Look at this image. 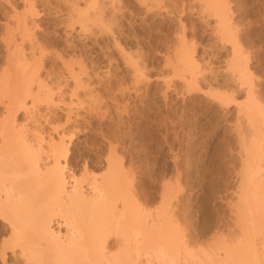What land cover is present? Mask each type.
I'll return each mask as SVG.
<instances>
[{"label":"rangeland","instance_id":"1","mask_svg":"<svg viewBox=\"0 0 264 264\" xmlns=\"http://www.w3.org/2000/svg\"><path fill=\"white\" fill-rule=\"evenodd\" d=\"M210 3L221 13L223 11L231 24L230 31L238 39V54L241 56L238 55V62L241 59L246 63L248 81L256 98L264 104V0H211ZM79 10L80 13L77 12ZM21 17L26 21L25 29L28 31L25 33L22 31L24 27L21 29L18 24ZM79 17L88 18L83 28L79 26V21L77 23ZM214 20L215 16L206 9L205 0H0V74L15 71L14 64L15 68L21 66L24 58L22 64L28 68L27 73L25 71L21 75L22 80L24 83L29 80L27 82L33 88V94L38 96L33 105V113L37 110L36 116L12 106L6 110L4 105L15 90L24 87V83L19 81L6 87L0 85V120L7 121L13 113L10 118L15 119L13 126L17 128L22 124L28 127L30 131L25 127L27 132L23 135L30 143L37 142L38 139L33 137L37 134L45 141L50 136L58 137L60 131L66 132L67 138L73 135L68 141L70 143L67 142L70 151L65 163L70 177L78 178L83 174L99 176L106 169L104 157L108 153V145H113L116 156L123 159L125 170L129 171L128 174L133 173L128 175L130 187L132 184V189L136 186V191H133L137 198L141 197L138 199L140 205L144 203L146 208L142 207L151 211L154 207L162 208L159 207L162 203L167 216H174L168 220L170 227L173 226L170 230L177 238L174 237V247L162 249L161 246L159 253L170 255L179 263L189 260L188 257L191 258L187 262L192 261L193 255L203 258L206 253L209 254L210 264H219L222 258L226 259L222 244L223 247L227 244L224 232L231 230L227 226L233 223L229 207L235 196L231 189L238 183L235 172L242 165L238 136L245 130L239 128L241 119L237 117V105L246 101V86L240 85L236 75L228 68L231 44L217 35ZM20 32L26 34L25 37ZM180 37H184L186 45H190L193 59L199 64L198 70L201 68L198 73H204L203 81L209 79L210 83L204 81L210 84L209 87L201 81L203 76L198 80V87L184 86L183 71L179 70L181 66H177L172 58L177 48L175 42ZM11 47L16 48L15 53L22 55L23 52L21 60L19 58L12 63L7 54L8 50L12 51ZM79 63L84 64V71L87 70L93 80L83 74L86 72H80L82 78L91 80L89 83L92 86L86 88L81 84L76 89L77 94L85 97L82 91L93 90L97 86L93 90L95 94L92 92V99L77 96L80 103L72 91L75 84L69 71L73 67L78 72ZM133 74L140 80L136 78L138 81H135ZM46 91L51 93V97L65 102L45 103L44 96L49 95H45ZM58 96H62L61 99ZM41 97L43 102L38 101ZM29 99L26 98L27 104ZM84 101L99 106L92 111L87 110L90 107L88 103L87 106L82 104ZM65 113L70 115L71 121H66ZM239 130L244 131L240 133ZM67 131H70L69 135ZM105 131L110 132L109 136ZM104 133L108 138L104 137ZM45 141L41 143L40 153L44 163L48 162L49 153L48 142ZM132 179L135 183L130 181ZM165 194L166 199L162 196ZM169 212L172 215H168ZM0 221V225L5 227V222ZM221 230H224L223 234ZM146 245L140 250L144 255V258L143 255L140 257L143 261L148 259L149 254L154 255L151 245ZM114 246L111 248L116 251ZM171 249L173 252L167 251ZM9 255L8 261H13ZM205 256L204 259L207 258ZM208 258L205 264H209Z\"/></svg>","mask_w":264,"mask_h":264},{"label":"bare ground","instance_id":"2","mask_svg":"<svg viewBox=\"0 0 264 264\" xmlns=\"http://www.w3.org/2000/svg\"><path fill=\"white\" fill-rule=\"evenodd\" d=\"M210 1L211 0H205V6L206 9H208V11L215 16L214 21L216 23V26L214 27L216 29L214 30L218 31L219 34L216 31L218 36H220L225 41L227 40L231 44L232 53H231V59L229 60L230 62L228 63L230 64L228 68L229 67L231 68V72L234 75H236L237 78L236 80H239V82L241 83V84L240 83L237 84L240 85L244 84V86H246V101L244 103L242 102L243 104L239 105L238 103L237 105L238 106L237 117H239L241 120L243 118L244 121L243 123V121L240 120L241 124L243 123V125L241 126L240 124L239 128L241 130L242 129L245 130V132H243L244 130L241 132L239 130L240 133L243 132L244 134L238 136L240 137L239 138L240 142L238 140L239 145L241 144L240 145L241 149L240 148L239 149L240 151L242 150L240 152L241 153L240 156L243 155L242 158L240 157V159L242 160V165L241 168L238 166L239 167V169L237 170L238 173L237 171L235 172L236 175H238V177L236 178L237 180L239 179L238 183L236 182L237 183L235 184L236 186L235 187L233 186L234 189H231L233 190L231 191L233 192L232 194H234L235 196V201L233 203L231 202L229 207L230 208L229 213L230 215L232 214V219H233L231 222L233 223L232 224L228 223L232 227H230L229 225L227 227L229 229L230 228L232 229L231 230L227 229L226 232H224V230L223 231L221 230V234H223L222 232H224V237H225L224 242L226 241L227 244L226 245L224 244V247L222 244V248L224 249V255L226 256V259L222 258V260H220L221 263L219 264H264V128H263L264 104L263 101H260V98L259 100L258 98H256L254 94L253 86H251V84L248 81L249 77H248V69L246 63L244 64V62H242V60L240 59V61L244 64L242 66V63L238 62V58H239L238 55L240 56V54H238L239 53L238 43H237L238 39H236V35L233 36V34L230 31L232 29L230 28L231 24H229L228 20L225 18L226 16L223 14V11L221 13L216 6L210 3ZM76 6L78 5L76 4ZM72 8L74 9L73 6ZM80 11L81 10L77 12L80 13ZM85 16L88 15L86 14ZM87 19H88L87 17L86 18L79 17V20L77 19V23L79 21L80 23L79 26L80 27L82 26L83 28L85 26V22L87 21ZM25 22H26L25 19L22 17L18 21V24L21 27V29H23L24 27V29L22 30L24 33L28 31L27 29H25L27 28V26L25 27ZM20 34L23 35V33L21 32ZM25 35L23 36L25 37ZM23 36H21V38ZM24 37L22 39H24ZM7 42L9 41L7 40ZM7 42H5V44ZM185 42L186 41L184 37L183 38L180 37L178 42L177 41L175 42L177 48H175V50L173 51L174 55H172V58L174 59L173 61H176L177 66L179 67L181 66L179 70L183 71V72L181 71L182 72L181 74L183 75V83L185 85L183 83L182 84L189 88H196L198 87L199 84L198 80L203 76L201 79V81H203V78H205V76L203 75L204 73L201 74L202 72L198 73L201 68L198 70L197 66L199 64L195 62L196 59L195 60L193 59L194 57L190 52L191 50L189 47L190 45L189 44L186 45ZM12 45H14V43ZM5 46H9V45H5ZM14 47H11V49L13 48L11 52L10 50L7 49L9 51V53H7L9 59H11V61L13 60L12 63L15 62L14 60L16 59L18 60L23 55V52L22 55L20 52L15 53L16 48ZM19 49H21V47L17 48L18 51ZM17 55H19V57H17ZM32 55L34 56V54ZM22 58H20L19 60H21ZM22 60L20 62L21 66L18 65L17 68H15L16 65L15 64L14 66L12 65L15 71L2 72L0 74L1 86L6 87L10 84L18 83L19 81H23L24 83V80H22L21 75L24 74V72L28 67L27 65L25 66L22 64L23 63ZM82 63H79L80 66L77 68L78 72L77 70L75 71V69L72 66H71L72 69L70 68L71 70H69L71 74L70 77L73 78L75 84L72 91L74 95H76V97L81 94V93L77 94V90H76L77 87L81 86V84L86 88H90L92 86V84H90L91 80H88L90 78L89 77L90 73L87 72V70L84 71L85 66L84 64L82 65ZM22 65L23 67L25 66V70H23L24 68L22 67ZM80 72L81 73L86 72L83 73L84 75L89 73L85 75V76L89 75L88 76L89 78L88 77H86V79L85 77L82 78L83 74H81ZM25 73H27V71ZM197 73L198 75L200 74V76H198ZM132 76L134 77L135 81L140 80L137 78V76H134V74ZM197 76L199 78H197ZM27 81L29 82V80H26L25 82L26 85L24 83V87L22 89L18 88V90H15V92H13L8 102L4 105L6 110H9L10 107L12 106L16 108V110L21 108L22 110L29 111V113L30 114L32 113V115L37 113V110L33 113L34 111L33 105L37 99L36 98L37 95L35 96L33 94L32 92L33 88L29 86ZM204 81H209V79ZM204 81L203 84L205 83ZM206 84L207 83H205L204 86ZM38 85L40 87L41 83ZM88 85H90V87ZM109 85H111V83ZM208 85L210 84H207L206 86ZM94 87L96 88L97 86ZM200 87L202 88V85ZM82 88L83 90L86 89L84 87H81V89ZM95 88H93V90ZM37 89L39 90V88ZM93 90H88V89L84 90V92L82 91L83 93L82 95L84 96L86 95L85 97H90V99H92L91 96H92V92L94 93ZM72 91H70V93ZM58 92H60V95H62L61 91ZM47 93L48 92L46 91L45 95H47ZM220 94H215V95L216 97H218L220 96ZM211 96L214 95L212 94ZM42 97L38 101L42 100ZM61 97L59 99H61ZM79 97H77V100H79L78 99ZM85 97H81V98L84 99ZM26 98L28 99L30 98L29 99L30 102L28 104ZM44 99H46L45 103L51 105L55 104L56 102H61V103L65 102L62 100L59 101L58 99L51 97V93L46 97L44 96ZM78 102L80 103V100ZM83 103L86 104L88 102L84 101L82 102V104ZM92 103L94 102H91V104ZM91 104L88 103L90 109L88 108L87 110L92 111V109L93 108L95 109V107L97 106L96 104H95L96 106H93L94 104L93 105ZM69 105H71V103ZM80 106L83 107V105L81 104ZM96 110L98 112L97 108ZM96 110H93V112L95 113ZM65 111L67 112V110ZM74 115H76V113ZM12 116L13 113H11V117ZM34 116H32L31 118H33ZM11 117L9 116V119H7V121L3 119L0 120V138H1L0 139L1 140L0 142V220H3L5 222L4 223L5 227L0 225L1 226L0 227V264H205L204 261L208 258L207 256H209V254L207 255L206 252H205L206 254H204L206 255L205 258L207 257L206 259H204V255L203 258H201L200 256L195 258L196 256L193 255L194 257L193 256L192 257L194 260L192 259V261L187 262L191 258L187 256L189 260L187 261L185 260L184 262L180 261L181 263L176 262L177 260L174 261L173 258L170 257V255L168 257V256H163L161 255V253H159L161 251V246H163L162 249L166 247L173 248L174 247L173 241L177 239L175 234L173 236V232L171 231L173 229V226L170 227V225L168 224V220H170L169 217L171 216H167L166 207L165 205L162 206V203L161 206H159L162 208L156 209L157 207H154V209H156L155 211L154 209H152L153 211L152 210L149 211L150 209L148 208L145 210L146 208L145 205H144L145 208H143L144 203L140 205L141 203H139L138 199L141 197L137 198V196H135V192L133 191V189L135 190L136 186L135 188L132 189L133 184L131 183L132 186L130 187L128 175H133V173L128 174L129 171L127 172V170H125V164H123V159L121 160L120 159L121 157L116 156L115 153L116 150L113 145L112 146H110L111 144L108 145V153L104 157V161L106 163V169L99 176H96L95 174L86 176L85 174H83L84 176L78 178L75 176L70 177L71 174L70 176H68L67 175L68 172L66 173L65 170L66 169L65 163L68 160V154L70 151L68 148L69 145L67 146V144L70 143L68 141H70L73 136V135L71 136L69 135L70 131L69 132L67 131L69 135L68 138L66 132L65 135V133H61L60 131L57 135L58 137L50 136V139L49 140L47 139L48 141L47 140L45 141V139H43L40 136V134L36 133L38 136L34 135L33 137L34 138L36 137L38 139L36 140L37 142L30 143L29 140L25 138V135H23L24 132L30 131L27 130L28 127H26L24 124L23 125L26 128L23 127L22 124L21 126L16 125L18 126L17 128L14 127L13 121L15 123V119L13 120L14 117L10 119ZM36 119L34 117V120ZM69 119H70V115L66 114V121H68ZM245 121L247 122V125ZM91 123L92 122H90V124ZM244 125L245 128H243ZM24 128L27 131H25ZM72 133L74 134L73 131ZM105 133H107L108 136L110 134V132H106V131ZM107 135L105 134L104 137H107ZM113 138L115 139V137ZM43 140L46 143L48 142L47 147L49 148V149L47 148L49 150V153H47L48 162L45 163L41 162L42 156H40V153L42 152L41 143H43ZM8 156H10L9 158L12 160H9ZM96 157L98 156L96 155ZM128 170H130L131 172V169ZM130 181L133 182V179ZM162 196H164L163 198L166 199V194ZM170 214L172 215V213L169 212L168 215ZM174 224L176 225L175 222ZM111 238L114 240L113 243L111 242ZM180 238H178V240ZM113 244L116 245L114 247H117L115 248L116 251H113L112 250L113 248H111ZM144 244H147L146 246L151 245L150 247H152L153 250L152 252H154V255L150 256L149 254L148 259L145 258L146 261L140 259V257L142 258L141 255H143V252L141 253L140 250L141 251L143 250L142 248ZM185 244H187V242ZM110 248L111 250H109ZM121 250L123 252H121ZM172 250L173 249L167 251L170 252ZM186 251H184V253ZM110 253L113 254L109 255ZM192 253L194 254V252ZM196 253L198 254V252ZM8 254L12 256L11 259H13V261L12 260H10V262L8 261L9 259ZM150 257L153 259V261L151 260ZM175 257L176 256H174V258ZM208 261L210 264L209 258L207 262Z\"/></svg>","mask_w":264,"mask_h":264}]
</instances>
